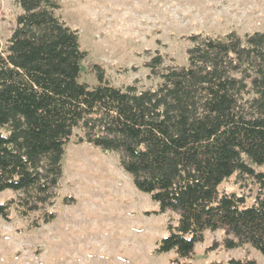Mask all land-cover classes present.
I'll return each mask as SVG.
<instances>
[{
    "label": "trees",
    "instance_id": "obj_1",
    "mask_svg": "<svg viewBox=\"0 0 264 264\" xmlns=\"http://www.w3.org/2000/svg\"><path fill=\"white\" fill-rule=\"evenodd\" d=\"M14 1L21 12L0 50V192L14 196L0 217L15 213L31 229L56 219L64 147L80 129L84 142L118 154L156 214L178 215L156 254L188 264L206 232L224 230L211 250L249 245L264 256V32L191 34L186 65L158 53L145 62L160 80L154 87H115L99 65L90 86L81 81L87 51L58 15L60 2ZM233 176L247 192L220 190Z\"/></svg>",
    "mask_w": 264,
    "mask_h": 264
},
{
    "label": "rangeland",
    "instance_id": "obj_2",
    "mask_svg": "<svg viewBox=\"0 0 264 264\" xmlns=\"http://www.w3.org/2000/svg\"><path fill=\"white\" fill-rule=\"evenodd\" d=\"M58 1V15L78 32L80 46L87 51L81 81L90 86L99 83L92 69L99 65L110 85H135L139 91L154 87L160 80L149 76L145 62L158 53L167 64L186 65L191 34L264 32V0ZM20 12L14 0H0V50ZM82 138V131L75 129L64 147L60 197L51 207L57 214L53 222L31 229L29 221L15 213L11 221L0 217V264H173V253L156 254L155 249L178 215L156 214L158 205L134 186L118 154ZM220 190L247 192L236 176ZM13 196L11 191L0 192V204ZM66 197L74 202L65 204ZM225 237L224 230L206 232L188 264H231V259L245 258L264 264V256L249 245L210 249Z\"/></svg>",
    "mask_w": 264,
    "mask_h": 264
}]
</instances>
